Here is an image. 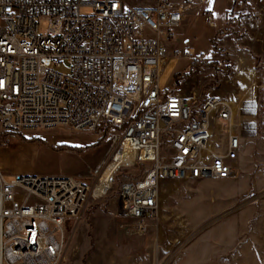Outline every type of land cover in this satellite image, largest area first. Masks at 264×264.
<instances>
[{"label":"built area","instance_id":"2783aa9c","mask_svg":"<svg viewBox=\"0 0 264 264\" xmlns=\"http://www.w3.org/2000/svg\"><path fill=\"white\" fill-rule=\"evenodd\" d=\"M214 1L0 0V148L28 132L119 128L113 160L129 150L131 162L149 166L118 192L138 232L157 218L162 182L235 178L241 140L232 104L199 102L162 82L169 44L190 15L213 28ZM226 1L232 13L237 0ZM92 194L70 176L6 180L0 171V264H61L66 225Z\"/></svg>","mask_w":264,"mask_h":264},{"label":"rangeland","instance_id":"374dc122","mask_svg":"<svg viewBox=\"0 0 264 264\" xmlns=\"http://www.w3.org/2000/svg\"><path fill=\"white\" fill-rule=\"evenodd\" d=\"M214 2V28L199 14L190 15L199 20L169 44L162 82L175 63L184 65L178 69L184 73L194 61L191 76L179 78L174 93L232 104L241 147L248 144L246 154L239 153L235 178L162 182L157 218L138 232L121 214L118 192L149 166L130 162L109 188L100 182L119 151V128L97 135L17 134L0 151L6 180L16 174L70 176L93 191L81 216L66 225L61 264H264V0H237L232 13L226 12L230 2ZM80 13L92 10L81 6ZM38 27L41 32L46 23ZM59 71L66 74L67 67Z\"/></svg>","mask_w":264,"mask_h":264},{"label":"bare ground","instance_id":"6f19581e","mask_svg":"<svg viewBox=\"0 0 264 264\" xmlns=\"http://www.w3.org/2000/svg\"><path fill=\"white\" fill-rule=\"evenodd\" d=\"M133 159V153L129 150H125L121 156L116 157L115 161L109 164L100 178L101 187L109 188L112 184L113 178L119 169L127 163H130ZM93 196V194H92Z\"/></svg>","mask_w":264,"mask_h":264},{"label":"crops","instance_id":"0c3cea01","mask_svg":"<svg viewBox=\"0 0 264 264\" xmlns=\"http://www.w3.org/2000/svg\"><path fill=\"white\" fill-rule=\"evenodd\" d=\"M214 4H215V2H210L208 5L212 8V10H213V8H214ZM229 9V7L226 9V12H227V10ZM197 17V16H196ZM196 17H190V18H187V20L184 22V24H183V26L181 27V28H185V27H187L188 26V24H190L192 21L193 22H197L199 19L198 18H196ZM215 27V26H214ZM213 27V28H214ZM180 31V30H179ZM178 31V32H179ZM176 39H179V34L177 33V38ZM175 39V40H176ZM170 48V47H169ZM184 65L182 64V66H181V64H176L175 63V65H174V67H173V69H172V72L170 73V75L168 76V77H166V79H165V82L167 83V84H169V85H171V83H172V81H173V75H175V74H177V73H179L178 71V69H180L181 67H183ZM247 146H248V144H245L244 145V147L242 148H240V152H242V154H246V152H247ZM7 147H3V148H0V151L1 150H3V149H6ZM239 159V158H238ZM236 164V163H235ZM1 171V170H0ZM2 173H3V171H1Z\"/></svg>","mask_w":264,"mask_h":264},{"label":"trees","instance_id":"16d2710c","mask_svg":"<svg viewBox=\"0 0 264 264\" xmlns=\"http://www.w3.org/2000/svg\"><path fill=\"white\" fill-rule=\"evenodd\" d=\"M194 61L191 62V64L189 65V69L184 72V73H177L173 76V81L171 84V92L174 93L176 90H178V83H179V78L183 77V78H188L191 76L192 72H191V68L193 67ZM111 127V126H108Z\"/></svg>","mask_w":264,"mask_h":264}]
</instances>
